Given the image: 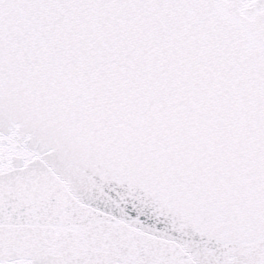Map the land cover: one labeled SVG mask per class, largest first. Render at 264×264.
Wrapping results in <instances>:
<instances>
[{"label":"snow or ice","instance_id":"6c2138e0","mask_svg":"<svg viewBox=\"0 0 264 264\" xmlns=\"http://www.w3.org/2000/svg\"><path fill=\"white\" fill-rule=\"evenodd\" d=\"M0 264H264V0H0Z\"/></svg>","mask_w":264,"mask_h":264}]
</instances>
